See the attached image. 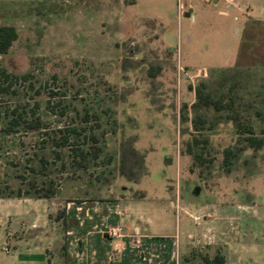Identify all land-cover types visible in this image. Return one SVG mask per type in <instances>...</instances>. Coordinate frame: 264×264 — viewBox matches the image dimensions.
<instances>
[{
    "label": "rangeland",
    "instance_id": "obj_1",
    "mask_svg": "<svg viewBox=\"0 0 264 264\" xmlns=\"http://www.w3.org/2000/svg\"><path fill=\"white\" fill-rule=\"evenodd\" d=\"M240 5L264 20V0ZM230 7L0 0L17 32L0 53V261L37 241L29 217L65 242V210L96 200L176 240V264H264V29L242 34Z\"/></svg>",
    "mask_w": 264,
    "mask_h": 264
},
{
    "label": "crops",
    "instance_id": "obj_2",
    "mask_svg": "<svg viewBox=\"0 0 264 264\" xmlns=\"http://www.w3.org/2000/svg\"><path fill=\"white\" fill-rule=\"evenodd\" d=\"M218 1L225 7L232 3L230 9L240 12L242 19H240L239 32L244 34L243 29L246 27L247 37H254V33L259 36L262 33L264 20L261 16L243 9L240 5L241 0ZM186 11L189 12V16L184 15ZM176 17L178 19L181 17L193 18V15L182 4L181 6L177 5ZM234 19L239 20V17L234 16ZM255 25L260 26L259 30H255ZM238 29L239 27H237ZM177 198L171 202L175 209L174 202L176 205L178 204ZM69 203L71 202H68L67 206ZM85 203L92 204L84 205ZM181 209V212H177L185 213L188 217L193 216L195 221L203 210H191V203L182 205ZM65 219L64 234L66 236L65 242H63V234L56 230V227L53 228L49 225L50 232L48 233L45 228L37 227L33 218L29 217L28 230L32 231L30 235L37 241L27 248L28 252L10 254L4 257L0 264H176L174 258L178 253L176 247H179L176 240L168 242L163 237L141 233L138 226L128 225L125 222L126 218L120 213L118 202L81 201L76 203L71 211L65 210ZM43 222L45 223V221ZM110 227H120V235L115 238L104 236L103 233ZM38 228L40 230L36 231ZM128 232L134 234L129 235ZM7 235L14 236L15 234L8 233ZM38 239L43 242L38 243Z\"/></svg>",
    "mask_w": 264,
    "mask_h": 264
},
{
    "label": "trees",
    "instance_id": "obj_3",
    "mask_svg": "<svg viewBox=\"0 0 264 264\" xmlns=\"http://www.w3.org/2000/svg\"><path fill=\"white\" fill-rule=\"evenodd\" d=\"M17 37V32L15 28L11 25H0V53H5L8 47L11 45V42L15 40ZM0 74H2L5 78L8 75L5 73L4 69L0 68ZM21 78H25L26 75H20ZM213 104L219 106L218 102L215 101ZM263 139L257 137H250V144L253 146L264 145ZM229 150L227 149L226 152ZM20 192H18V195ZM201 262L197 264H224L225 259L224 256L217 251L213 254V256H209L207 253L201 256Z\"/></svg>",
    "mask_w": 264,
    "mask_h": 264
},
{
    "label": "built area",
    "instance_id": "obj_4",
    "mask_svg": "<svg viewBox=\"0 0 264 264\" xmlns=\"http://www.w3.org/2000/svg\"><path fill=\"white\" fill-rule=\"evenodd\" d=\"M119 228L117 227H110L108 228L106 231H105V235L108 237V238H115V237H118L120 235V233L118 232ZM4 250L6 252H8V249L7 248H4Z\"/></svg>",
    "mask_w": 264,
    "mask_h": 264
},
{
    "label": "water",
    "instance_id": "obj_5",
    "mask_svg": "<svg viewBox=\"0 0 264 264\" xmlns=\"http://www.w3.org/2000/svg\"><path fill=\"white\" fill-rule=\"evenodd\" d=\"M184 15H185V16H189V13H188V12H185Z\"/></svg>",
    "mask_w": 264,
    "mask_h": 264
}]
</instances>
